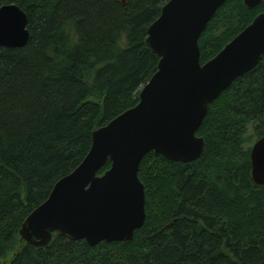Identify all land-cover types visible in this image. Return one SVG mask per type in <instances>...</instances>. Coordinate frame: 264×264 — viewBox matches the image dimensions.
Instances as JSON below:
<instances>
[{
	"label": "trees",
	"instance_id": "obj_1",
	"mask_svg": "<svg viewBox=\"0 0 264 264\" xmlns=\"http://www.w3.org/2000/svg\"><path fill=\"white\" fill-rule=\"evenodd\" d=\"M167 1L0 0L24 11L29 33L23 47L0 46V264H264V185L250 158L264 136V56L210 104L198 159L143 157L146 217L130 242L55 234L34 247L20 235L93 131L138 103L158 64L147 29ZM263 11L227 0L199 39L201 64Z\"/></svg>",
	"mask_w": 264,
	"mask_h": 264
},
{
	"label": "water",
	"instance_id": "obj_2",
	"mask_svg": "<svg viewBox=\"0 0 264 264\" xmlns=\"http://www.w3.org/2000/svg\"><path fill=\"white\" fill-rule=\"evenodd\" d=\"M226 1L168 0L163 5L145 39L158 57L157 70L140 89L138 103L93 131L81 163L26 217L20 235L27 244L44 247L55 234L89 245L130 242L146 217L138 177L143 157L153 152L189 163L202 155L204 140L196 133L210 104L264 56L263 11L201 64L199 39ZM262 1L243 0V5L251 9ZM26 25L20 7L0 6V46H25ZM250 158L253 181L264 185V136L252 144ZM107 162L110 167L98 174Z\"/></svg>",
	"mask_w": 264,
	"mask_h": 264
}]
</instances>
